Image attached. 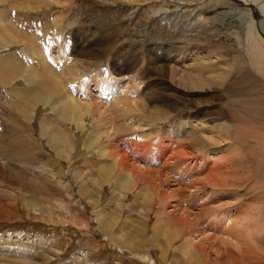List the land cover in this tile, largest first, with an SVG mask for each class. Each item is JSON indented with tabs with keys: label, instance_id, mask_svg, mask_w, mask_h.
<instances>
[{
	"label": "rangeland",
	"instance_id": "obj_1",
	"mask_svg": "<svg viewBox=\"0 0 264 264\" xmlns=\"http://www.w3.org/2000/svg\"><path fill=\"white\" fill-rule=\"evenodd\" d=\"M174 1L44 0L43 6L37 4L38 0L32 1L36 10L28 11V15L41 24L47 23L45 28L49 26L45 42L51 50H48L47 56L52 64L59 62V69L63 68L68 58V63L81 67L77 69L82 73L81 76L87 74L89 79L101 76L106 84L111 79L127 80L130 76H137V81L140 79L143 84L136 93L142 95L147 92L146 85L154 79L167 82L161 85L163 90L151 87L145 102L142 96L136 94L139 101L137 107L140 108L129 117L122 116L115 120L124 124L127 119L128 126L124 129L115 125L114 128L119 131L114 133L110 143H116L117 150L126 156L131 167L141 173L146 172L145 175L152 174L151 182L156 181L154 179L157 174L162 177L157 181H161L160 187L169 196V202L161 206L153 200L148 202L146 194L142 192L145 187L142 182L136 187L122 186L121 168L113 166L112 155L103 157L99 152V148L106 144L105 134L99 133V120H86L85 126L80 128L70 124L68 132L74 138L71 141L67 138L68 133L63 135L55 131L56 126L68 121L54 115L57 114L51 106L54 97H46L47 101L39 100L40 102L38 97L32 99L36 103L26 105V108L30 104L33 106L30 115L27 113L28 116L22 115L21 104L7 110L9 105L0 99V264H122L123 256L126 264H215V259H220L222 264H248V257H256L261 252L262 247L258 248L251 240L238 235L240 229L236 222L246 218L251 212L264 210V199L260 198L264 194V161L263 158L252 156L257 150L264 155V146L256 148L252 142L240 151V145H234L233 139H226L214 146L215 151L208 147L204 150H198V147L194 149L188 140L180 137L177 139L176 135L172 138L165 136L166 127L174 118L159 119L160 111L153 104L155 97L159 95L167 97L176 107H180L184 99L207 98L205 110L209 115L204 119L210 124L218 127L222 124L229 125L232 137L238 130H261L264 134L262 125L258 126L251 121L248 124L250 127L247 124L239 125L237 118L226 120L214 114L219 110L220 104L226 107L227 101L224 96L219 103L217 97L213 96L215 86L218 85H212L213 88L204 85L191 90L186 83L178 82L179 77L183 76V72L179 73L180 68L184 69L187 63H196L194 58L200 54L198 51L208 62L218 64L225 70H235L241 63L236 50L241 48L236 47L233 35L239 34V37L245 38L248 22L253 21V7L259 11V18L264 20V0H249L248 3L251 4H243L239 0H186L181 6ZM136 5L139 6L137 11ZM2 7L5 6L0 3V8ZM11 8V13L17 10L24 13L22 8L16 9L14 5ZM200 14V22L191 26ZM3 16L5 14L1 12L0 17ZM3 45L6 44L0 43V60L24 47V44L17 43L15 45L19 46V50H8ZM55 50L60 54H56ZM61 57L65 59L63 64ZM183 60H187L186 63ZM226 60H230L233 65L226 66ZM25 72L26 70H19L14 75L21 76L15 81L10 80L9 84L2 79L0 82L13 94V89L24 88L23 82L18 80L23 78ZM175 72L176 75H173ZM81 76L78 75L79 80ZM162 80L157 82L160 84ZM132 85L133 88L137 86L135 83ZM169 85L176 87L181 93L172 94L173 89ZM165 89L164 94L162 92ZM107 97L109 96L104 94L97 99L99 103L105 104V109L110 110L112 106L117 109V104L111 103L112 98ZM233 98L255 101L257 96L235 95ZM141 103H146V106ZM257 104L253 103L252 107L259 106L260 103ZM55 106L60 107L56 103ZM231 109L234 110V107ZM239 115L237 116L241 119ZM91 117L89 115L87 118ZM199 127L194 129L199 131ZM129 133L132 139H125ZM143 133L151 135V139L140 137ZM96 134H99L98 140L95 138ZM196 135H200V132ZM220 135L214 133L212 136L218 140L221 139ZM113 139H116L115 143ZM143 142L146 145L143 150H149L148 157H145L149 158V162L146 159L144 161L137 153L144 146ZM164 149H167V153L162 154L165 155L163 160L174 156V161L166 166L160 160L161 157L154 159L157 150L161 152ZM239 153L250 156L248 160L245 157L249 166L244 165V168L249 167L252 178L244 181L241 186L226 188L227 191L221 198L224 207L222 206L218 215L219 223L213 222L215 212L213 215L209 210L202 212L199 227H194L196 242L188 248L190 251L184 249L187 238L192 235L184 230L181 236L176 227V217L188 213L194 220L199 214L200 206L194 205V201L185 202L182 198L177 201L175 192L181 190L180 183L186 185L194 182L211 189L213 186L208 183V178L215 180L216 176L217 180L230 174L231 169L227 163ZM32 162L35 166L30 165ZM39 168L48 169V172ZM180 175H185L183 182H180ZM143 178L149 180L148 176ZM149 185L150 188H155L154 184ZM187 189L190 193L189 188ZM190 190L191 193L196 191L193 187ZM219 201L213 203V208L220 205ZM260 203L263 204L262 207ZM165 207L168 212L177 211L173 212L175 215H171L174 216L172 219L167 214L162 215L166 220L158 215L159 209ZM227 213L234 222L233 229L228 228V220L226 222L224 217ZM62 227L73 234L72 239H68L69 243L65 244L61 240ZM263 229L264 227L259 236L264 235ZM124 230L128 232L125 234ZM229 253H233V258L227 255ZM237 256L242 257L240 261Z\"/></svg>",
	"mask_w": 264,
	"mask_h": 264
},
{
	"label": "bare ground",
	"instance_id": "obj_2",
	"mask_svg": "<svg viewBox=\"0 0 264 264\" xmlns=\"http://www.w3.org/2000/svg\"><path fill=\"white\" fill-rule=\"evenodd\" d=\"M32 1L33 0H22L21 2H19V0L17 1L16 0H0V3L3 4V6H5L4 8L2 7V9L0 8V14L1 12L5 14L3 18L0 17V43L6 44V45H3V47H5L8 50L17 49L19 47L15 45L17 43L24 44V47L22 49L20 50L17 49L19 50L18 52H13V54L5 56L4 58L0 60V79L5 81L6 84H9L10 80L15 81L17 80V77L21 76V75L16 76L14 75L15 73H17L19 70H22L23 72L26 70L23 78L18 80L20 82H23L24 88L22 89L15 88L16 91L20 92V94H18L14 89H13L14 93L11 94L10 91L7 89L8 87L6 85H3L0 82V97H1L0 99L4 100L7 106L9 105L7 110L10 107H16V106H19V104H21V107H22L21 111L23 112L22 115L23 116L25 114L27 115V113L28 115H30L29 112L31 111V108L33 106L30 104V107L26 108V105L28 103H36L35 102L36 100L34 101L32 99H35L36 97H38L37 100L38 102H40L43 100L47 101L45 99L46 97L47 99L49 97H54V101L51 103V106L55 108L54 112H57V114L54 113V115L55 116L58 115L57 117L59 119L64 118L68 121L66 124H61V125L56 126V129L59 128L60 130L55 129V131L56 133L63 134V135L68 133V135L66 134L68 140L69 139L71 140L73 138L72 134L71 133L69 134L68 132V129L70 128V124L73 127H74L73 124H75L77 128H80V127L85 126L84 123L86 120H93V121L99 120L101 124L99 133L105 134L106 136V139H105L106 144L99 148V152L101 153L103 157L104 156L108 157L109 155H112L111 158L113 159V163H114L113 166H115V168L116 167L121 168L120 173L122 174L121 177H123L122 182H121L123 183L122 186L124 187L127 186V188H131V187H136L137 184H140L142 182L145 184V187L144 189H142V192L146 194L145 197H147L148 202L149 200H153L154 203L157 202L158 205L160 206L165 205L166 202H169L168 201L169 196L167 194L165 195L162 192L163 191L161 189L162 187H160V184L162 183L161 181L158 183L159 181L158 179L160 178L158 177L159 175L158 174H157L158 176L156 175V178L154 179L156 181L151 182L150 180H152L151 178H153V176L151 177L152 174L145 175L146 172L141 173L139 170L131 167L129 164L130 162L128 161L126 156L119 153V151L117 150L118 148L115 143L116 139L115 140L113 139L115 143L114 145L110 143L111 141L110 139L114 136V133L116 134V132L119 131L118 129L114 128L116 127L115 125H118L124 129H127V126H128L127 119H125L126 123L124 124L117 123V121L115 120H117L119 117H122V116L129 117L131 114H133L134 111L140 108L139 106H138L139 108L137 107V103L139 102L138 99H136L138 98L137 95L142 96V99L145 102V100L148 98V94H149L148 91L151 89V87L155 88V90H163L162 89L163 86L161 85H165L167 84V82L162 79H157V81L162 80L161 83L159 84L156 81V79H154L153 81H151L149 84L146 85L147 92L142 95V94H137L140 89L139 86L141 87V85L143 84V82H141L139 78H138L139 81H137V76H134L133 78L132 76H130L127 80L126 79H121V80L111 79L110 82H107L106 84V81L104 79H101V76L92 77L93 79L91 77L89 79L87 74H83L81 76L80 74L82 73H79L77 71V69L79 70L81 69V67H78V65L77 64L75 65L74 63H68L70 60L68 58L67 60H65L63 58L64 56L61 57V63L63 64L65 60V65L63 66L62 69H59V67H57L59 65V62H54V64H52L51 61L48 60V56H47L48 50L49 51L51 50L50 48L49 49L47 48L46 42H45L46 40L45 34L47 33L46 31L49 30V26L45 28L44 25H47V23L41 24L38 22V20H35L34 18L32 19L31 16L28 15V11L36 10L33 7ZM38 1L39 2L37 4H39L40 6H43L44 0L43 1L38 0ZM108 1H111V0H108ZM239 1L243 2V4L244 3L251 4V3H248L249 0H239ZM174 2H176L177 5L181 6L186 3V0H175ZM13 5L15 6L16 9L18 8L24 9L23 10L24 13H19L18 11L20 10H17L15 13H11L13 11V8H11L13 7ZM262 7L264 9V5H262ZM9 8L10 10L8 11ZM137 9H139L138 5H136L135 7L136 11ZM158 9L159 8H157V10ZM253 10H254L252 11L253 21H251L250 23L248 22L246 32H245V38L239 37L241 36L239 34H237V36L233 35V38L236 40V44H237L236 47L241 48V49L236 50V52L238 53L237 57L241 59V63L236 67L235 70L233 71L225 70V69H222V67H220L218 64L208 62V60H206L207 58L202 56L201 52H199L198 51L199 49H198L197 51L200 54L195 55V58H194V61L197 60V62L196 63L194 62V64L187 63V65H185L186 68L185 66H184V69L180 68L179 73L183 72V76L179 77L180 80H178V82L186 83V86L190 88L191 90L195 88L204 87V85H206L207 88H213L212 85L214 84L218 85V86H215L216 88L214 90L215 93H213V96L215 95L217 97V100L219 103H220V100H222L224 96L227 98V101L225 104L226 107L220 104L219 110L214 114H217L219 115V118L222 117V119H226V120H229L231 118L232 119L237 118L238 120L236 119V121L239 123V125L247 124L248 126V124L251 121V123H255L258 126L262 125L263 127L264 126V20H261L259 18V15H258L259 11L256 9V7H253ZM200 20H201V14L199 15V18H195L193 23L190 25L193 26L194 24L200 22ZM39 24L42 26H40ZM52 48L54 49V47ZM55 52L56 54L59 53L58 50H55ZM164 61L167 62L166 59H164ZM186 61L183 60V63H186ZM229 61L225 63L226 66H230L231 61L230 62ZM78 75L81 76L80 80L78 79ZM173 75H176V72ZM132 83H135L138 87L135 86L136 88L135 87L133 88ZM104 88L105 90L103 91ZM169 88L173 89V91H171L172 94L181 93L180 90H177V88L172 85H169ZM165 91L166 89L162 93L165 94ZM253 92L255 94H253ZM104 94L112 98L111 103L117 104V106H115L117 107V109H114L112 106V109L109 108L110 110H107L104 107L105 104L103 105L102 103H99L97 98H99V96L104 95ZM33 95H34V98L32 97ZM235 95H241V96L255 95L257 96V99L255 101H249L248 99H245V98H239L240 100H237V98H233ZM104 101L106 100H103V102ZM55 103L57 105H60L59 108L61 109L57 108V106H55ZM207 103H208L207 98L200 99V98L194 97L189 100L184 99L180 103L181 106L176 107L175 104L170 103L167 97L165 98L164 96L159 95L155 97L153 105L157 106L158 111H160L159 119L166 120V118L168 117V120H172L171 118L172 117L174 118L172 123H168L166 130H165V136H167V138L168 137L172 138L176 135L177 139L178 137H180L181 139L188 140V142H190V144L192 145L194 149L198 147V150H204L208 148L214 150L215 149L214 146H216L217 144H220L221 140H226V139H230V140L233 139L235 141L233 143L234 145L235 144H237L238 146L240 145V151L242 147L247 148L249 145H251L252 142H254V145L256 148L264 146V137H263L264 134L263 132H260L261 130L259 132L258 131L251 132L248 130H243V131L238 130L237 132H234L235 136L232 137L230 134L229 125L224 126L222 124L221 126L218 127L217 125L210 124L208 120L204 119L205 117L209 115L207 113L208 111L205 110V106L207 105ZM253 103H256V104L260 103V104L259 106L252 107ZM141 104H143V106H146V103L145 104L141 103ZM197 105H199L201 109H199ZM232 106L234 107V110L231 109ZM119 107H122V108H119ZM191 110H193L196 113H192L193 111ZM238 113L241 114L243 117L240 116ZM89 115L92 116L90 119L87 118ZM237 115H239L241 119ZM214 120L215 118L213 119V121ZM200 123L203 126L199 125ZM197 126L198 127L201 126L198 129L199 131L194 129V127H197ZM257 129L258 128H256V130ZM157 132L158 131H153V133H157ZM197 132H200V135H196ZM214 133L221 134L220 137L218 136L221 139H218V140L214 139V136H212ZM210 134L212 135L210 136ZM89 135H90V132H89ZM98 136L99 134L95 135V138H97L96 140H98ZM205 136H208V138H206ZM140 137H145V139L147 140L151 139L150 138L151 135L147 136L144 133L141 134ZM127 138L132 139V136H130V133H129V136L125 137V139ZM78 139H81V138H78ZM142 145H140L142 147L139 150L137 148L136 150H138L137 153H139L140 156H142V158L145 161L146 159L145 157H148L149 155V152H148L149 150L146 151V148L145 150H143V147L146 146L145 142H143ZM234 145L232 147H234ZM59 147H62V145H59ZM158 148H160V146ZM151 153L152 152H150V157L152 156ZM156 153H157V156L154 159H159V157H161L160 160H163L165 155L162 156V154H166L167 149H164L161 152L160 150H157ZM261 154L262 153H259V151L257 150L256 152H254V154H252V156L263 158L262 161H264V155H261ZM242 155L243 154L240 155L239 153L238 156H236L235 154V156L230 158V160L228 161L227 164H228V167L231 169V173H232V175L231 173L228 175L229 176L231 175V177L226 175L225 177L221 179H217V180H216V176H215V180L208 178V183L213 186L211 189L206 188V185L204 184L203 185L196 184L194 182H190V184H186V185L183 183H180V182H183V180L185 179V175L183 176L180 175V179L182 181L180 180L179 183L180 185H182V188L180 191L175 192V197L176 196L178 197L177 201H179L182 198V200H186L185 202L194 201V205L199 204L200 206L199 214L196 215L194 220H192L190 214L188 213L181 214L180 216L178 215L179 217L176 215L177 216L176 219L177 218L178 219L177 221H175V223L177 224L176 227L181 232V236H182V232L184 233V230H188L189 234L192 235L191 237L187 238L186 243L183 246L184 249L191 248L190 246L192 244L194 245L196 242L194 241V238H195L194 227L196 226L199 227L200 222L202 221V218H203L202 212L209 210L210 212H212L210 213L212 215L215 212L214 214L215 218L213 222L219 223L220 220H218V217H219L218 215L221 213L224 207V204H222L221 198L224 197L223 195L227 191L226 188L230 189L233 186H237V185L241 186V184L244 181H249L252 178V176H250L251 173H250L249 167L247 169L244 168V165L249 166L248 165L249 163L245 159L246 156L245 155L242 156ZM248 157L250 158L249 155ZM248 157H246L247 160H248ZM173 158L174 156L168 157L167 159L163 160L164 165L165 166L170 165L171 162L174 161ZM146 160L149 162V158ZM30 165L35 166V163L32 162L30 163ZM45 168L44 169L39 168V169L41 171L44 170L48 172V169H45ZM146 168L149 169V167H146ZM50 173L54 174V171L50 170ZM142 174L144 177L148 176L149 180L143 178ZM149 184H151V186L152 184H154L155 188L153 189L151 187L152 188L151 190ZM192 187L196 189L194 193H191L190 189ZM187 188H189L190 193H188ZM183 191L187 192L188 194L187 193L184 194ZM200 192H203V193H200ZM260 198L264 199V194H262ZM219 199L221 202L219 201ZM216 201H219L220 205H218V207L216 208H213V205H214L213 203H216ZM177 204L179 205V203ZM261 205L263 206V204L260 203V207H262ZM166 207L163 209H159L158 215L162 217L161 219H164L162 215L167 214L168 218L172 219L174 216H171V215L173 214L175 210L173 212H168L166 211L167 210ZM176 212L177 211H175L174 213ZM224 217L226 218V222L228 220L227 222L228 228H232L234 226L232 217H230L228 213L226 215L224 214ZM75 224L79 226L78 223H75ZM236 225L239 226L238 229H240V231L237 233L238 235L240 234L241 238L243 237V239L251 240L253 243L257 245L258 248L262 247L260 248L261 252L260 253L258 252L256 257L255 256L248 257V264H264V235L259 236L260 235L259 233H262V228L264 227V210L263 211L261 210V212H258V213L251 212V214L250 215L248 214L246 218L237 221ZM80 229L82 230L81 227ZM230 230L231 229H228V231ZM124 231H125V234L128 232L126 230ZM61 232L63 233V235H61L62 242L64 241L65 244L69 243L68 241L70 240L68 239H72L73 234L70 232H67L65 228H63ZM124 243H127V242L125 241ZM127 245L130 246V243L128 242ZM200 250H203V248L200 247ZM227 255L233 258V253L232 255L230 253ZM241 258L242 257L237 256V259L239 261ZM122 259H123L122 264H126L125 256H123ZM251 260L256 263H253ZM214 263L222 264L220 259H215Z\"/></svg>",
	"mask_w": 264,
	"mask_h": 264
}]
</instances>
